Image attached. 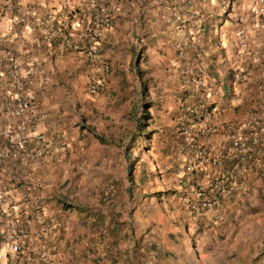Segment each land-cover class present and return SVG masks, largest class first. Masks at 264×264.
<instances>
[{
    "label": "rangeland",
    "instance_id": "374dc122",
    "mask_svg": "<svg viewBox=\"0 0 264 264\" xmlns=\"http://www.w3.org/2000/svg\"><path fill=\"white\" fill-rule=\"evenodd\" d=\"M69 4L62 10L75 14ZM83 17L80 28L86 25L85 10ZM111 17V28L97 37V54L109 71L96 95L86 92V82L97 66L75 52L84 65L75 75L71 107L75 166L69 164L47 184L30 185L45 215L61 224L49 243L55 252L49 264H264V153L244 166L237 192L220 201L217 213L174 223V213L182 209L172 192L171 162L183 91L179 75L187 60L174 43L173 62L156 72L152 63L161 50L145 42L143 23L136 24V15ZM141 101L149 103L145 112ZM143 113L149 117L144 120L149 139L135 135V120ZM57 199L67 204L64 209Z\"/></svg>",
    "mask_w": 264,
    "mask_h": 264
},
{
    "label": "crops",
    "instance_id": "0c3cea01",
    "mask_svg": "<svg viewBox=\"0 0 264 264\" xmlns=\"http://www.w3.org/2000/svg\"><path fill=\"white\" fill-rule=\"evenodd\" d=\"M68 1H0L6 6V11L0 15V46L11 49L17 56L22 75L25 77V89L34 93L37 101L36 107L23 117L9 118L3 113V95L0 93V129L7 124H24L28 129L46 135L58 132L64 138L67 153L64 161H57L54 156L49 164H42L37 168L29 162L10 161L0 164V192L15 200L21 198V191L12 187L9 179L11 175L23 179L24 183L28 184L31 195L30 185L38 186L39 182L44 181L47 184L53 177L57 179L69 164L75 166V116L72 96L75 95V75L81 71L83 73L84 65L75 53H63L57 46L45 44L33 25L24 27L14 20L19 14L31 22L43 12H63L62 9ZM254 1L109 0L110 4L107 6L114 17L126 18L136 15V24L143 23L145 42L155 44L161 50L159 61L152 63L156 72L165 69V63L173 62L170 47L175 42H183L190 47L185 48L187 63L190 66L194 63L199 65L205 77L219 87L212 110V125L215 129L207 142L208 147L212 149L227 145L222 133L223 125L231 122L242 123L254 115L264 119V26L249 17ZM85 2L86 0H70L69 6H75L73 20L76 29L80 28L84 19ZM13 3L15 5H12ZM175 14L180 17L176 22L173 21ZM5 22L13 23L12 33L4 32ZM239 27L248 31V51L240 56L238 51L236 55L235 48V32ZM188 37L194 38V41L188 44ZM192 43L194 45H191ZM194 46L198 48V55H195ZM146 47L145 52L149 53L150 46L146 44ZM173 165L171 162V166ZM172 169L175 173L176 165ZM205 173L206 169L200 172L199 176L202 178ZM35 193L32 192V195ZM47 216L50 219L54 217L50 214ZM195 219L198 217L189 219L180 211L174 213L172 220L183 225ZM181 233L187 238L188 228L183 226Z\"/></svg>",
    "mask_w": 264,
    "mask_h": 264
},
{
    "label": "built area",
    "instance_id": "2783aa9c",
    "mask_svg": "<svg viewBox=\"0 0 264 264\" xmlns=\"http://www.w3.org/2000/svg\"><path fill=\"white\" fill-rule=\"evenodd\" d=\"M107 0H91L86 6V25L75 29V23L63 15L43 12L32 23L41 40L60 50L77 52L95 65L88 76L86 92L96 95L104 86L109 67L97 54V37L112 26V15ZM249 17L264 26V0H255ZM179 19L178 15L174 20ZM18 24L29 26L23 17H15ZM3 29L12 33L14 25L5 22ZM248 31L239 27L235 32L236 53L248 51ZM194 41L188 38L187 42ZM191 45H194L192 43ZM174 48L184 58L181 43ZM252 55V54H251ZM193 71L185 66L180 75L183 94L179 102L178 128L175 135L173 162L178 168L177 183L183 191L178 201L187 208L191 218L198 211L218 212L222 199L229 198L237 190V181L245 165L256 162L264 153V119L257 115L242 123L223 125L226 147L212 149L207 145L214 133L212 105L219 88L202 75L195 65ZM0 93L3 95V113L9 118H21L36 107V96L25 89V77L19 59L14 52L0 46ZM60 161L66 156V145L58 133L46 135L30 130L24 124H7L0 129V164L32 163L35 168L49 164L53 157ZM207 170L204 177L199 173ZM12 187L21 191V198L0 192V264H49L54 247L49 245L61 229L58 221L49 222L42 208L31 197L28 184L18 176L9 177ZM217 217V215H213Z\"/></svg>",
    "mask_w": 264,
    "mask_h": 264
},
{
    "label": "trees",
    "instance_id": "16d2710c",
    "mask_svg": "<svg viewBox=\"0 0 264 264\" xmlns=\"http://www.w3.org/2000/svg\"><path fill=\"white\" fill-rule=\"evenodd\" d=\"M1 1V0H0ZM4 1V0H3ZM12 1H15V0H12ZM108 1V0H107ZM16 3V2H15ZM15 3H13L12 5H15ZM11 4V3H10ZM107 6V5H106ZM6 11V6L4 5V4H2V2H0V15H3L4 14V12ZM189 48V47H188ZM180 76V75H179ZM140 94L141 95H145V89H144V87L142 88V90L140 91ZM182 94H183V91L181 90V96H182ZM181 96H180V98H181ZM180 98H179V102H180ZM141 100H142V98H141ZM142 102V111L145 109V105H147V104H149V103H147V102H145V101H141ZM149 106V105H148ZM152 105H150L149 107H151ZM149 107H146V108H149ZM179 109H180V106L178 105V112H179ZM143 112H145V111H143ZM180 114V113H179ZM149 117H148V115L146 114V113H143L142 115H141V117H139L138 119H136L135 120V123H134V130L136 131V136L138 137V138H141V139H149L150 137V133L148 132V133H145V122H144V120H146V119H148ZM175 141V140H174ZM65 159V158H64ZM63 159V160H64ZM175 162H173V159H172V164H174ZM175 165H173L172 167H174ZM176 169H177V167H176ZM172 172L174 173V170L172 169ZM126 175H127V177H128V179H129V182H131V168H128L127 170H126ZM174 179H175V188L174 189H172V192L175 190V192L177 193V201H178V199H179V197L183 194V191L178 187V183H177V174H176V172L174 173ZM110 192H112V190H109L108 191V194L110 193ZM233 196V195H232ZM232 196H230V197H232ZM229 197V198H230ZM226 199H228V198H226ZM226 199H222L221 201H223V200H226ZM57 205H59V203L61 204H63V207H61L62 209H64V207H66V205L67 204H65V203H63V201H61V200H58L57 199ZM221 203V202H220ZM178 204H179V206H181L180 208L182 209V212L184 213V214H186V215H188V216H190V214H189V212H188V210H187V208L186 207H184L183 205H181L180 204V202L178 201ZM204 212L203 211H198L197 212V217L198 216H200V215H202ZM191 217V216H190ZM55 244V243H54ZM54 252V251H53ZM53 252H52V254H53ZM54 254H55V252H54ZM53 258V257H52ZM51 261H52V259H51ZM50 261V262H51Z\"/></svg>",
    "mask_w": 264,
    "mask_h": 264
},
{
    "label": "clouds",
    "instance_id": "9594fccd",
    "mask_svg": "<svg viewBox=\"0 0 264 264\" xmlns=\"http://www.w3.org/2000/svg\"><path fill=\"white\" fill-rule=\"evenodd\" d=\"M87 1H91V0H87ZM110 3H109V0L107 1V6L109 5ZM83 7H85V5L83 6ZM85 9H83V11H84ZM55 14H58L59 16H61V15H63V16H65V17H67L68 19H69V21H71V23H72V25H74V23H75V20H72L70 17H69V15H72V17H74L73 16V12L72 13H69L68 12V14L69 15H67V13H65L64 11L62 12V11H58L57 13H55ZM112 15V14H111ZM176 15V14H175ZM174 15V16H175ZM174 16H173V21L174 22H176L175 20H174ZM16 17H22L20 14L18 15V16H16ZM178 17H179V15H178ZM15 18V17H14ZM24 18V17H23ZM179 19H180V17H179ZM178 19V20H179ZM177 20V21H178ZM26 21H28V19H26ZM33 21H28V24H30V23H32ZM237 23L239 24V22L237 21ZM18 24V23H17ZM4 25V24H3ZM31 25H33V24H31ZM34 26V25H33ZM75 26V25H74ZM24 27H26V26H24ZM29 27V26H28ZM35 27V26H34ZM36 28V27H35ZM76 29V28H75ZM4 30V29H3ZM13 31H14V29H13ZM38 31V30H37ZM5 32V31H4ZM6 33V32H5ZM38 34H39V32H38ZM40 36V35H39ZM189 38V37H188ZM41 39V38H40ZM188 40V39H187ZM175 43H181V45H182V48L184 47V50H185V48H188L187 47V45L186 44H183L182 42H175ZM184 45V46H183ZM50 46V45H49ZM52 46H57L56 44H53ZM58 47V46H57ZM195 47V46H194ZM193 47V48H194ZM59 48V47H58ZM190 48V47H189ZM192 48V47H191ZM236 48V47H235ZM60 49V48H59ZM62 51V50H61ZM63 52H69V51H63ZM185 52V51H184ZM236 55H237V53H236ZM253 55V54H252ZM185 58H186V52H185V56H184ZM185 65H188V67L193 71V67L195 66V65H197V64H192L191 66L188 64V63H185ZM199 66V65H198ZM200 67V66H199ZM201 68V67H200ZM202 69V68H201ZM202 75H204V73H203V70H202ZM107 76V75H106ZM106 76L104 77V81H105V78H106ZM205 76V75H204ZM209 80V79H208ZM211 81V80H210ZM213 82V81H212ZM215 83V82H214ZM216 84V83H215ZM104 85H105V82H104ZM217 86V85H216ZM104 87V86H103ZM218 87V86H217ZM219 88V87H218ZM184 90V89H183ZM214 104V103H213ZM212 108H213V105H212ZM179 119V118H178ZM178 128V127H177ZM175 138V137H174ZM175 140V139H174ZM174 153H175V142H174V147H173V155H172V159L174 158ZM67 154V153H66ZM66 157V156H65ZM173 165V164H172ZM174 165H176L175 163H174ZM177 172H178V168H177V171H176V174H177ZM234 194V193H233ZM232 194V195H233ZM32 197V196H31ZM48 217V216H47ZM48 221L49 222H53V221H51L50 220V218L48 217ZM58 222H60V221H58Z\"/></svg>",
    "mask_w": 264,
    "mask_h": 264
}]
</instances>
